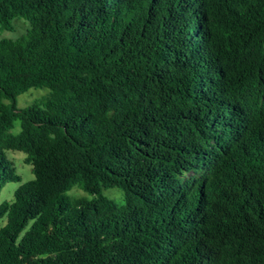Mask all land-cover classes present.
<instances>
[{
    "label": "trees",
    "instance_id": "obj_1",
    "mask_svg": "<svg viewBox=\"0 0 264 264\" xmlns=\"http://www.w3.org/2000/svg\"><path fill=\"white\" fill-rule=\"evenodd\" d=\"M15 19L0 191L8 151L33 178L0 203V264H264V0H0Z\"/></svg>",
    "mask_w": 264,
    "mask_h": 264
},
{
    "label": "rangeland",
    "instance_id": "obj_2",
    "mask_svg": "<svg viewBox=\"0 0 264 264\" xmlns=\"http://www.w3.org/2000/svg\"><path fill=\"white\" fill-rule=\"evenodd\" d=\"M14 24V31H0V37H10V38H15L22 33H24L25 29L27 28V23L24 20L21 19H15L13 21ZM46 92L45 89H30L27 92L21 94L17 98V105L18 107H24L28 103H30L33 99L38 98L42 94ZM20 130V122L19 120H16L14 123V128L12 129V132L16 133ZM8 156L12 161L14 162V166L16 169V172L21 176L22 181H11L7 182L4 187L0 191V203L4 200H9L12 198V194L14 189L21 184L24 181H27L29 179L33 178V175L31 173V165L26 164L23 162V158L25 154L21 151H8ZM104 194L115 200L116 203H121L122 202V192L118 189L115 188H109L104 191ZM66 195L68 197H82V196H87V193L84 192L82 189L79 187L75 186L71 190H69ZM6 218L2 217L0 218V227L5 224Z\"/></svg>",
    "mask_w": 264,
    "mask_h": 264
}]
</instances>
